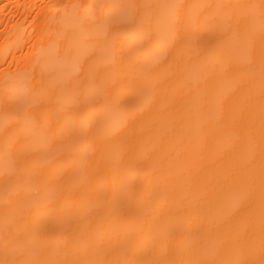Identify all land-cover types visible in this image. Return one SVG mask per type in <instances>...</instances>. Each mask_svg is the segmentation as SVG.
I'll return each instance as SVG.
<instances>
[{
	"label": "bare ground",
	"instance_id": "obj_1",
	"mask_svg": "<svg viewBox=\"0 0 264 264\" xmlns=\"http://www.w3.org/2000/svg\"><path fill=\"white\" fill-rule=\"evenodd\" d=\"M261 3L0 0V261L259 264Z\"/></svg>",
	"mask_w": 264,
	"mask_h": 264
},
{
	"label": "snow or ice",
	"instance_id": "obj_2",
	"mask_svg": "<svg viewBox=\"0 0 264 264\" xmlns=\"http://www.w3.org/2000/svg\"><path fill=\"white\" fill-rule=\"evenodd\" d=\"M63 7H68L67 5ZM72 7H78L73 5ZM100 8H104L107 6L100 5ZM115 7V6H112ZM120 7H129V8H139L141 6L138 5H128V6H120ZM175 9L174 14L170 18L167 24L168 28V47L169 48H177L182 49L186 43H187V36L189 29L195 24V20H193L190 17H186L183 13L184 5H173L171 6ZM261 9H262V14H264V0H262L261 3ZM38 16L40 15L39 13L37 14ZM43 32V30H42ZM42 38V36H41ZM262 64H264V60H262ZM37 110H41L43 108L42 103H38L34 106ZM261 254L262 257H264V246H262L261 249ZM0 264H15V262H8V261H0ZM71 264V262H69ZM241 264H256L255 261H250V262H241ZM259 264H264V258L261 259Z\"/></svg>",
	"mask_w": 264,
	"mask_h": 264
}]
</instances>
